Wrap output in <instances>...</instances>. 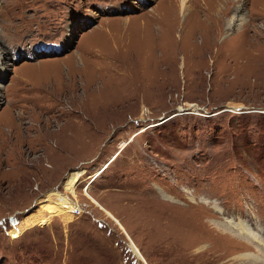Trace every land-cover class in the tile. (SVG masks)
Wrapping results in <instances>:
<instances>
[{
	"label": "rangeland",
	"instance_id": "374dc122",
	"mask_svg": "<svg viewBox=\"0 0 264 264\" xmlns=\"http://www.w3.org/2000/svg\"><path fill=\"white\" fill-rule=\"evenodd\" d=\"M0 53V264H264V0H0Z\"/></svg>",
	"mask_w": 264,
	"mask_h": 264
},
{
	"label": "bare ground",
	"instance_id": "6f19581e",
	"mask_svg": "<svg viewBox=\"0 0 264 264\" xmlns=\"http://www.w3.org/2000/svg\"><path fill=\"white\" fill-rule=\"evenodd\" d=\"M188 1L189 0H179V6H180V12L184 15L186 12H187V8H188ZM217 8V7H216ZM218 9H220V8H217V11L219 12V10ZM241 9V8H240ZM215 12H216V10H215ZM240 12V10L239 11H235V13L234 14H237V13H239ZM237 16V15H236ZM234 17V15H233V17H230V18H225V29H224V33L227 35V34H230L231 32H230V30H232V29H234V28H237V30H242L243 29V26L241 27V25H240V22L239 23H236L237 21H238V19H237V17ZM243 24V23H242ZM239 28V29H238ZM2 54L3 53H0V70H4L5 69V67H4V65L2 64ZM225 227V226H224ZM229 228H230V226H228ZM230 230H233L232 228H230ZM236 234H238V235H243V236H245V234H243L242 233V230H239V231H236V230H233ZM241 231V232H240ZM132 249L133 250H135V247H133L132 246Z\"/></svg>",
	"mask_w": 264,
	"mask_h": 264
},
{
	"label": "built area",
	"instance_id": "2783aa9c",
	"mask_svg": "<svg viewBox=\"0 0 264 264\" xmlns=\"http://www.w3.org/2000/svg\"><path fill=\"white\" fill-rule=\"evenodd\" d=\"M77 210H79V206L75 204L73 207H71V208L68 209L67 211L70 212L71 214H73V213H76ZM14 234L17 235L18 233L14 231L13 235H14ZM16 235H14V236H16Z\"/></svg>",
	"mask_w": 264,
	"mask_h": 264
},
{
	"label": "water",
	"instance_id": "95a60500",
	"mask_svg": "<svg viewBox=\"0 0 264 264\" xmlns=\"http://www.w3.org/2000/svg\"><path fill=\"white\" fill-rule=\"evenodd\" d=\"M143 264H146L145 262H143Z\"/></svg>",
	"mask_w": 264,
	"mask_h": 264
}]
</instances>
